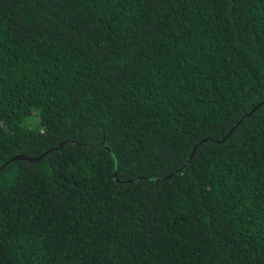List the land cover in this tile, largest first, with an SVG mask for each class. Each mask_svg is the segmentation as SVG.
Here are the masks:
<instances>
[{
	"label": "trees",
	"instance_id": "trees-1",
	"mask_svg": "<svg viewBox=\"0 0 264 264\" xmlns=\"http://www.w3.org/2000/svg\"><path fill=\"white\" fill-rule=\"evenodd\" d=\"M0 264H264V0H0Z\"/></svg>",
	"mask_w": 264,
	"mask_h": 264
},
{
	"label": "water",
	"instance_id": "water-1",
	"mask_svg": "<svg viewBox=\"0 0 264 264\" xmlns=\"http://www.w3.org/2000/svg\"><path fill=\"white\" fill-rule=\"evenodd\" d=\"M261 104H259L251 113H253ZM242 122V120H240L231 130L230 132L222 139V140H216L218 142H223L224 140H226L230 134L234 131V129L237 128V126ZM208 140V139H205V141ZM196 149V148H195ZM194 153V151H193ZM45 154H43L42 156H37V157H28L26 155H23V154H17L16 156H14L11 160H9L8 162H6L5 164H3L1 166V168L5 167V165L9 164L11 161H16V160H19V159H22V160H28V161H38L40 160ZM115 175H117V172H115ZM170 177V176H168ZM119 180V179H118ZM127 181H131V180H127Z\"/></svg>",
	"mask_w": 264,
	"mask_h": 264
}]
</instances>
